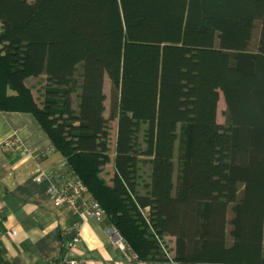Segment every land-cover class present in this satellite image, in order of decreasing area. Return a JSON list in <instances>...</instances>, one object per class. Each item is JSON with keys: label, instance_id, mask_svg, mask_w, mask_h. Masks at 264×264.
<instances>
[{"label": "trees", "instance_id": "trees-1", "mask_svg": "<svg viewBox=\"0 0 264 264\" xmlns=\"http://www.w3.org/2000/svg\"><path fill=\"white\" fill-rule=\"evenodd\" d=\"M262 4L0 0V110L35 114L141 260L264 264Z\"/></svg>", "mask_w": 264, "mask_h": 264}, {"label": "crops", "instance_id": "crops-1", "mask_svg": "<svg viewBox=\"0 0 264 264\" xmlns=\"http://www.w3.org/2000/svg\"><path fill=\"white\" fill-rule=\"evenodd\" d=\"M39 77L41 84L36 83L37 77L29 78L27 84L33 89L38 84L37 89L43 90L46 76ZM106 89L111 90L108 77ZM13 136L19 138L18 144L3 146ZM52 145L35 114L0 110V234L18 230L16 237L0 242V264H70L73 259L77 264H142L131 249L121 248L110 238V219L105 217L99 222L88 213L71 211L55 203L50 193L51 175L66 169L67 158L55 150L45 157L41 170L36 171L38 156ZM114 173L112 160L104 176L110 180ZM39 174H44L43 181L38 179ZM194 232L195 217L191 214L190 248ZM79 233L82 242L70 252L66 244ZM167 240L171 246L175 244L173 237Z\"/></svg>", "mask_w": 264, "mask_h": 264}, {"label": "built area", "instance_id": "built-area-1", "mask_svg": "<svg viewBox=\"0 0 264 264\" xmlns=\"http://www.w3.org/2000/svg\"><path fill=\"white\" fill-rule=\"evenodd\" d=\"M19 142L18 137H10L3 142L5 147H14ZM56 149L52 145L41 153L37 158L36 171L41 170V165L47 155L54 152ZM38 179L43 181L45 179L44 174H39ZM50 193L52 199L57 205H62L71 211L85 212L93 216L97 221H103L106 217V213L102 207L101 202L90 194L87 186L83 180L71 170L67 168L62 171L51 175L50 180ZM110 238L117 243L121 248H129L127 242L120 232V230L112 225L109 230ZM18 235L17 229L9 230L0 234V242H5L9 237H16ZM82 242L81 234L79 233L75 238L67 242V249L71 252L78 244ZM134 257L142 264H178L177 261L169 259L167 261H144L139 259L138 255L134 253ZM77 260L73 259L70 264H77Z\"/></svg>", "mask_w": 264, "mask_h": 264}, {"label": "rangeland", "instance_id": "rangeland-1", "mask_svg": "<svg viewBox=\"0 0 264 264\" xmlns=\"http://www.w3.org/2000/svg\"><path fill=\"white\" fill-rule=\"evenodd\" d=\"M263 10H264V4H262L260 7H259V10L257 11V18L258 19H261L262 18V14H263ZM2 24L1 20H0V25ZM1 27V26H0ZM0 31H1V28H0ZM83 54H84V41H82L78 47H77V58L79 61L82 60V57H83ZM38 80L36 81V83H39L41 84V80L40 77H37ZM43 80H45V78H42ZM45 86H43V88L45 89ZM38 87V84H35V88L33 89V92L35 94V96L39 99V100H42L44 99V96H45V90H41V89H37ZM107 95H108V100L107 101V104L110 105V90L106 89L105 90ZM224 100L222 99V101L220 102V106H219V121L220 122H224L225 121V118L222 114V111H223V108H224ZM112 129H113V132H112V141H111V145L114 146L115 144V141H116V123L115 122H112ZM112 150H114V147H112ZM247 156H248V152L247 151H241V155L239 156L240 160L241 161H246L247 160Z\"/></svg>", "mask_w": 264, "mask_h": 264}]
</instances>
